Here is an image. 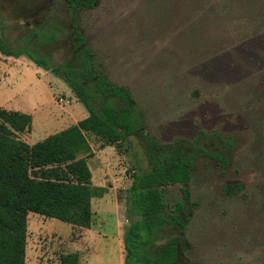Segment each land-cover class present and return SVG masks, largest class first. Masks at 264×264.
I'll return each instance as SVG.
<instances>
[{
	"label": "rangeland",
	"instance_id": "1",
	"mask_svg": "<svg viewBox=\"0 0 264 264\" xmlns=\"http://www.w3.org/2000/svg\"><path fill=\"white\" fill-rule=\"evenodd\" d=\"M57 16L58 41L38 46L33 30ZM77 20L108 77L132 92L148 136L169 143L204 131L232 141L228 166L201 156L191 182L166 187L172 208L183 200L182 188L190 189L188 250L177 264H264V0H98ZM2 38L15 47L32 44L54 63L74 55L64 0H0ZM39 68L0 52V82L11 89L0 105L42 119L55 104L64 106L53 131L66 129L70 114L87 109ZM6 124L23 140L32 135V127ZM88 139L92 183L102 190L92 199L90 228L30 213L25 264H60L72 252L80 264H124L128 190L133 175L149 169L145 144L136 136L107 147Z\"/></svg>",
	"mask_w": 264,
	"mask_h": 264
},
{
	"label": "trees",
	"instance_id": "2",
	"mask_svg": "<svg viewBox=\"0 0 264 264\" xmlns=\"http://www.w3.org/2000/svg\"><path fill=\"white\" fill-rule=\"evenodd\" d=\"M64 3L73 38L74 55L70 59L54 63L36 52L32 44L15 47L0 39L3 55L27 56L38 67L58 76L89 113L78 123L29 144L6 121L10 119L23 132L31 129L32 116L0 107V264H25L30 213L90 228L92 199L102 190L92 183L89 134L102 140L104 147L126 143L132 136L145 144L149 169L135 173L128 190L124 264H177L188 250L183 235L190 221V189L182 188L183 200L176 201L172 208L166 200V187L191 182L201 156L228 166L232 160L226 151L231 149L232 141L204 131L193 140L169 143L148 136L145 114L132 92L108 77L79 27L78 11L94 8L98 0ZM60 32L57 16L33 30V36L41 47L58 41ZM206 141L219 143V149L204 147ZM60 264H80V255L62 254Z\"/></svg>",
	"mask_w": 264,
	"mask_h": 264
},
{
	"label": "crops",
	"instance_id": "3",
	"mask_svg": "<svg viewBox=\"0 0 264 264\" xmlns=\"http://www.w3.org/2000/svg\"><path fill=\"white\" fill-rule=\"evenodd\" d=\"M9 58H11V57H9ZM15 59L17 61H19L20 65H22V66H26V67L36 66L32 61H30V62L27 61L26 62V61H23V59H21L20 57L19 58H15ZM39 70L43 74L48 75V77L53 78V79H56L58 85H60L62 87V89H64V91L70 95L71 99L72 100L74 99L75 100V103H78L79 102L77 100V98L75 97V95L73 94L72 90L70 88L69 89L67 88V86H66V84H65V82L63 80H61L60 78L55 77L54 75H52V73H48V71L44 70L43 68H39ZM13 72L14 71H11V74L12 75H14ZM7 78L13 79L14 77L13 78L7 77ZM7 78H5V79H7ZM9 87H10V84H8V83L1 84V82H0V97H3L6 94V89L7 88L10 89ZM53 102H54V99H53ZM1 107L5 108L7 110L22 112L20 110H15V109H12V108L11 109L6 108L5 106H1ZM63 108H64V106H59L58 104H55V109L50 110V112L48 113L49 115H48V117H46V119H42L40 116L36 117L34 114H30L32 116V120H33V122H32V135L29 137L28 140H25V141H27L29 144H35L38 141H41V140L45 139L49 135H51L53 133H56L58 131L63 130V129H61V130L53 131L54 127H57L59 125V123L56 124V122H57L56 121V117L59 114H62L63 113V111H64ZM35 110H37V109H35ZM87 112L88 111L85 112L84 109H82V108L79 107L78 113H76V114H70V118L69 119L74 122L73 124H76L80 120L86 118L89 115V113L87 115ZM22 113L28 114L27 111L26 112H22ZM57 113H59V114H57ZM70 126H68V127H70Z\"/></svg>",
	"mask_w": 264,
	"mask_h": 264
}]
</instances>
